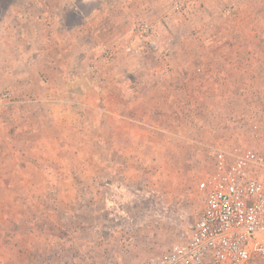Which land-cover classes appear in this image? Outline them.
Masks as SVG:
<instances>
[{
	"label": "rangeland",
	"instance_id": "rangeland-1",
	"mask_svg": "<svg viewBox=\"0 0 264 264\" xmlns=\"http://www.w3.org/2000/svg\"><path fill=\"white\" fill-rule=\"evenodd\" d=\"M18 1L27 12L50 11L37 0H0L10 30L0 31V264L143 261L197 217L214 149L248 139L252 123L264 120V0H220L206 10L218 26L208 50L214 67L191 74L200 89L157 100L144 123L142 88L125 73L121 89L113 79L104 87L102 68L137 64L168 74L182 16L196 0H153L149 16L122 26L120 41L97 45L84 85L73 81L77 71L49 75L56 60L38 54L45 37L35 44L24 32L26 25L46 35L47 20L40 29L32 17L20 21ZM77 5L87 13L93 4ZM139 20L152 24V36L140 55L128 54Z\"/></svg>",
	"mask_w": 264,
	"mask_h": 264
},
{
	"label": "crops",
	"instance_id": "crops-1",
	"mask_svg": "<svg viewBox=\"0 0 264 264\" xmlns=\"http://www.w3.org/2000/svg\"><path fill=\"white\" fill-rule=\"evenodd\" d=\"M78 1L93 4L89 12H84L77 5ZM219 1L196 0L190 8L193 12L190 13L189 11L186 16H182L184 24L181 27L182 33H179L180 38L176 45L178 50L177 54L172 53L170 56V60L172 61L171 68L166 69V73L169 72L168 74H164L165 69L162 71V68L161 70L152 71L146 65L144 67L143 65L137 66V64L136 66L131 64L130 66H126L122 63L120 66H114V69L102 68L104 87L107 86V81L109 82L110 79H113L114 84L116 83L117 85V90L121 89L124 79L122 73H125L130 74V79L133 80V87H136V89L142 88V96H140L142 98L140 100L146 105L144 106L146 113L141 119L142 123L150 119V112L148 110H154L159 103L157 100H173V96L175 97L176 95V100H179L182 87L186 92L191 88L200 89V86L197 85L198 80L196 81L194 78H191V74L197 71H211L210 68L214 67L212 60H215V54L210 51L208 52V50L216 48L217 40L215 32L218 26L216 17L211 11L207 12L206 10L217 7ZM162 4L164 5L163 2L160 3V5ZM24 5L20 1L15 4V6L22 10L25 8ZM153 5V0H37L35 2L37 8L42 9L43 7L46 9L49 7L50 11L47 15H43L41 11L38 13L33 11L27 12L26 9L19 11L18 15L21 18L24 17L23 19L20 18V21L28 20L31 17L35 21L37 20L39 29L41 27L40 24L47 20L48 29L46 30V35H42V32H45L44 30H38L36 27L26 25L24 32L29 38L33 39L35 44L37 39L42 41V36L45 37L43 39L45 40L44 44L41 43L42 49L38 51V54L42 55V53H46V55H52L56 60L49 75H56L61 71L63 73L77 71V75L75 74L73 81L78 85H84L89 81L88 74L90 71L89 66H86V62L92 53L94 54L101 49L97 45H109L108 47H110L116 41H120V32L123 31L122 26L138 15L143 17L149 16L151 13L150 8L152 9ZM191 23L193 24V29L197 33L199 32V34L193 37L188 34L190 30L189 27L187 28V25L191 26ZM0 24L2 25V30L0 31L4 35L9 34L10 30L6 29L9 23L6 22L5 17L0 19ZM17 35H20V33ZM48 50L49 53L47 52ZM62 58H66L68 64L65 68H58ZM56 63L58 65H55ZM215 65H217V62H215ZM219 66L222 67L221 65ZM214 69L219 73L223 68L220 69L216 66ZM175 74L176 76H173ZM20 75L22 76L23 74L21 73ZM40 75L41 73L39 77ZM211 77L213 76L211 75ZM52 78L53 76L50 77V80ZM21 79L22 77L19 76L18 80L21 81ZM192 79H194L193 82ZM173 91L175 94H173ZM124 101L128 103L129 100ZM114 135H116L115 130ZM31 221L29 220V222ZM37 222L34 221V223ZM67 259L72 260L68 257ZM55 260L56 258L53 256L51 263L57 264Z\"/></svg>",
	"mask_w": 264,
	"mask_h": 264
},
{
	"label": "built area",
	"instance_id": "built-area-1",
	"mask_svg": "<svg viewBox=\"0 0 264 264\" xmlns=\"http://www.w3.org/2000/svg\"><path fill=\"white\" fill-rule=\"evenodd\" d=\"M153 27L139 20L125 46L140 55ZM213 167L199 183L204 204L160 252L134 264H264V120L248 139L214 149Z\"/></svg>",
	"mask_w": 264,
	"mask_h": 264
}]
</instances>
